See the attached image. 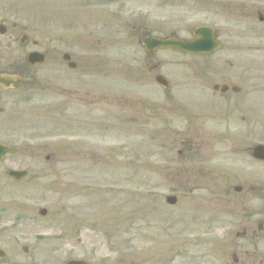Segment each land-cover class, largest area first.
I'll return each instance as SVG.
<instances>
[{
	"label": "rangeland",
	"instance_id": "374dc122",
	"mask_svg": "<svg viewBox=\"0 0 264 264\" xmlns=\"http://www.w3.org/2000/svg\"><path fill=\"white\" fill-rule=\"evenodd\" d=\"M64 1L46 3L55 10ZM96 3L90 41L49 42L83 56L80 66L92 62V74L48 58L26 100L14 101L18 112L0 123V137L42 155L16 162L30 173L19 184L4 175L9 164L0 167V264H264V230L255 228L264 165L250 156L264 145V0L216 11ZM196 25L217 30L225 50L147 55L141 46L142 30L188 38ZM220 78L239 93L205 89Z\"/></svg>",
	"mask_w": 264,
	"mask_h": 264
},
{
	"label": "flooded vegetation",
	"instance_id": "af4514ba",
	"mask_svg": "<svg viewBox=\"0 0 264 264\" xmlns=\"http://www.w3.org/2000/svg\"><path fill=\"white\" fill-rule=\"evenodd\" d=\"M122 1L104 0L102 4L121 3ZM142 1L146 5H151L158 9L162 7L197 8L216 11V9L221 8L223 5L228 8L238 9L241 6V8H244V2L247 0H152V4H148L146 0ZM64 3L65 6L53 10L49 9L46 0H0V123L10 119L9 117L14 110L18 112V110L13 109L15 105L14 101L18 99L26 100V96L30 92L33 77L37 79L34 70L44 66L48 58L52 62L59 63L62 68L66 67L68 71L74 72L80 68L88 70L87 74L89 76L92 74L90 70L93 69L92 62H88L87 68L84 64L80 66L81 62L79 58L83 56L79 57L74 52L51 48L49 42L90 41L94 34L90 28L96 16V12H94L97 7L96 0H65ZM236 14L250 20L255 17V13L253 12H249L247 15L239 14L238 12ZM122 15L124 16L123 13ZM256 15L258 23H262L259 21V19H263L262 14L257 13ZM115 25L117 26V24ZM248 27L251 29L250 25ZM55 29L59 33L64 32L65 38L62 37L63 35L57 37L58 34L55 33ZM149 31L142 30L140 34H143V37L152 35V31ZM213 31L214 38L218 42V31H215V29ZM167 32L168 35H166ZM192 32L190 30L189 37L184 39L191 38ZM161 37L183 38L180 35L176 36L174 33L168 31V29L164 31ZM219 47L217 51L210 55H216L218 52L225 50L220 43ZM81 51L86 52L87 56L92 53L90 50H78L77 53ZM33 55L37 56L35 59L40 58L42 64H32L31 58ZM64 58L66 59L63 60ZM69 65H72L74 68L69 69ZM150 69H155V66L150 67ZM210 78L213 79V75ZM220 79V83H214L210 85V89L209 87L205 89L210 90L213 95L235 94L231 90L234 85H230L227 80ZM203 87L205 86L203 85ZM213 88L216 90H213ZM221 88H224V93H222ZM11 139H15V137H0V144L12 147L11 154L3 156L0 160V166H4L5 164L15 165L16 162L27 161V159L29 161H32L31 159L41 160L42 155L40 152H36V154L33 152L29 153L28 151L32 148L27 144H19L17 147L14 145V148ZM23 153H26L28 156ZM46 158V154H44V159L46 160ZM44 168L41 167V174L44 173Z\"/></svg>",
	"mask_w": 264,
	"mask_h": 264
},
{
	"label": "water",
	"instance_id": "95a60500",
	"mask_svg": "<svg viewBox=\"0 0 264 264\" xmlns=\"http://www.w3.org/2000/svg\"><path fill=\"white\" fill-rule=\"evenodd\" d=\"M213 32L208 28H198L193 33V40L191 41H181L177 39H169V40H160V39H152L147 38L144 40V48L151 52L156 48L159 49H167V50H175L179 52H186L191 54H201V53H210L213 50L217 49V44L214 43ZM156 83L162 85L163 87H167L163 78L157 77L155 79ZM2 152V151H0ZM252 158L256 161H264V146L259 145L256 146L252 150ZM24 173H16L11 172L10 176L14 178H19ZM165 202L169 205H173L175 203V199L173 197H167ZM43 212V211H42ZM258 226H261L259 222ZM67 264H80L77 262H68Z\"/></svg>",
	"mask_w": 264,
	"mask_h": 264
}]
</instances>
